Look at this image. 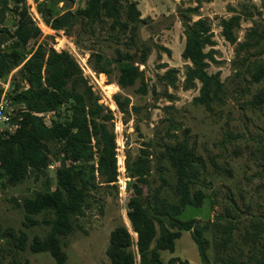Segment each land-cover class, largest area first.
Returning a JSON list of instances; mask_svg holds the SVG:
<instances>
[{
    "label": "trees",
    "instance_id": "16d2710c",
    "mask_svg": "<svg viewBox=\"0 0 264 264\" xmlns=\"http://www.w3.org/2000/svg\"><path fill=\"white\" fill-rule=\"evenodd\" d=\"M40 0L36 11L43 23L53 30L70 33L74 24L79 23L90 35L93 26L102 25L110 19V29L119 26L125 31L132 24V34L140 22V13L136 2L129 0H85L82 8L71 9L73 0ZM195 6H188L181 17L183 48L180 53L185 61L182 88L196 87L198 94L194 102L210 109L212 103L220 101L223 83L217 72L210 73L207 68L213 61L212 34L207 19L199 17L197 5L202 1L190 0ZM9 3L12 5L10 6ZM122 10L124 20H122ZM234 11L227 18H221L219 26L221 36L234 45L236 55L256 48L264 37L258 26H249L240 40L236 31L242 21L252 19L253 12L246 4L241 10ZM11 13L15 18L13 30L0 26V81L9 76V90L5 97L14 106L11 122L17 127L12 133L0 134V182L11 185L22 183L32 177L39 187L30 196L20 200L25 225L42 224L48 227L44 236H33L28 248L32 252H47L55 264H64L66 254L64 236L73 228V218L83 213L89 189L96 186L116 187V140L113 131V113L98 101L99 96L81 73L73 56L66 50L56 51L41 41L33 49L28 48L31 40H37L41 30L31 18L25 0H0V22ZM191 15L198 16L195 20ZM115 58H107L101 52H90L89 69L96 73L109 75L111 61L117 63L118 75L114 82L121 91L112 95V100L123 114H129L130 98L122 92L139 80L137 92L145 93L143 71L139 70L130 54L117 52ZM146 50H140L139 63L144 64ZM247 57H243L246 59ZM247 65V64H246ZM246 71L251 72L250 68ZM177 70L167 68L159 76L166 87H175ZM264 73L262 62H255L251 72L252 80L257 82ZM3 90L0 87V97ZM170 99L171 94L165 91ZM253 98L261 102L264 92L258 91ZM137 107L130 106L131 112ZM49 124L44 122V114L52 113ZM61 117L62 114L68 113ZM136 127V126H135ZM136 131L137 128H135ZM168 134V133H167ZM139 137L142 134L138 133ZM56 144L55 161L59 162L52 178L45 176V170L51 159L50 145ZM140 154L133 158L125 156V172L129 178L131 191L127 201L126 218L130 229L136 233L135 252L132 250V238L122 223L115 226L108 236L105 250L109 264H189L187 260L170 258L163 263L159 251H173L174 240L185 230L196 245L202 262L207 261L206 250L209 240L203 233L209 230V222L199 224L195 219L181 220L177 216L186 206L200 207L204 193L195 184L200 183L199 173L202 158L194 153L186 138L174 143L163 142L157 152L159 187L149 188L151 140L143 142ZM66 161H69L67 164ZM201 167V168H200ZM172 170L174 185L172 192L175 201L160 194L167 183L163 171ZM97 176H96V174ZM52 183H54L52 185ZM239 208L229 195V203L221 214H215L212 225L218 236L214 238L216 262L218 264H264V220L248 218L247 226L238 227L240 216L233 217ZM40 215L37 220L34 216ZM158 227V232L156 230ZM239 230V240L246 245L245 252L239 242L232 238V232ZM26 236L20 231L16 245L25 248ZM219 249V250H218ZM221 253L223 256H221ZM11 264V263H10Z\"/></svg>",
    "mask_w": 264,
    "mask_h": 264
},
{
    "label": "rangeland",
    "instance_id": "374dc122",
    "mask_svg": "<svg viewBox=\"0 0 264 264\" xmlns=\"http://www.w3.org/2000/svg\"><path fill=\"white\" fill-rule=\"evenodd\" d=\"M25 1L31 18L41 30L39 38L31 40L28 48L33 49L37 43L43 41L56 51L66 50L78 66L85 69L81 70V73L94 93L99 96L98 101L114 110L113 131L116 142L122 143L121 153L124 159L127 155L133 158L140 154L139 148L144 147L143 142L151 140L152 147H148L151 153L148 177L151 185L148 189L143 186L144 192L159 187L160 173L156 156L163 142L174 143L186 138L194 153L202 158L200 183L195 184V188L204 193L202 205L186 206L177 217L181 220L192 218L199 224L210 223L209 230L203 233L209 240L207 261L200 260L196 245L185 230L180 231V236L174 240L173 251L160 250L159 256L163 263L170 258H178L187 260L189 264H218L214 246V238L218 233L212 222L215 214L224 212L229 203V195L239 208V212L232 213L234 218H241L237 223L239 228L247 226L248 218L264 220V99L258 102L253 98L256 92H264V73L257 82L251 77L255 62H262L264 67V37L256 48L236 55L234 45L221 36L219 21L230 16L234 12L232 10H241L242 4H246L253 16L251 20L241 22L236 31L237 40H240L245 30L252 25L258 26V30L264 34V0H210L197 5V14L208 20L214 41L211 47L213 61L209 62L207 70L219 74L224 88L220 101L212 103L210 109L193 101L198 94V84L187 90L182 88L185 61L180 56L184 43L181 17L189 15L185 8L195 6L192 1L129 0L136 2L140 13V22L136 24L135 34H132L131 29L134 23L122 31L119 26L110 29L109 19L102 25L95 24L93 35L84 30L80 31L83 27L79 23L73 25L70 33L53 30L43 23L36 11V4L40 0ZM55 4L61 7L63 1H57ZM84 5L85 0H73L71 9L82 8ZM121 13L124 20L123 10ZM198 16L191 15V18L195 20ZM15 22L12 14L7 13L0 26L13 30ZM141 49L148 52L144 64L138 61ZM95 51L111 59L116 57V51L121 54L128 53L139 70L143 71L145 93L136 91L139 80L122 90L130 98L129 114L119 112L112 100V95L121 91L114 82H110L117 78V63L111 61L110 65H107L111 70L109 75H99L92 70L91 74L85 68L84 63L88 66L89 53ZM167 68L177 70L174 88L166 87L159 78ZM246 68H250L251 72L246 71ZM8 81L9 76L0 81L3 90L0 102H7L5 112L13 116L14 106L4 95L9 90ZM165 91L171 94L170 99L165 96ZM131 105L138 108L136 112H131ZM66 114L69 112L61 117ZM52 116L53 112L44 114V122L49 124ZM6 128L0 122V130L6 131ZM138 133L142 134V137H139ZM50 148L51 162L44 172L45 176L52 178L54 182V171L59 164L54 160L58 147L53 144ZM162 175L167 183L160 189V194L170 201H175L172 192V170L163 171ZM94 182L96 186L89 189L83 213L73 218V228L64 236V264H109L105 254L109 232L122 223L131 235V248L135 252L136 233L130 229L126 218L127 201L131 193L126 172L124 191L118 188L117 182L116 187L99 186L101 183L98 177ZM38 187L39 183L33 182L32 177L15 185L0 182V264H55L49 253H35L28 248L33 236L42 237L48 230V227L42 224L27 226L23 223L20 200L24 196H30ZM34 218L40 220L41 216ZM156 230L158 232V227ZM20 231L26 236L23 249L16 245ZM238 232L239 230H234L232 238L240 243V248L245 252L246 245L240 242ZM137 259L136 256V264Z\"/></svg>",
    "mask_w": 264,
    "mask_h": 264
},
{
    "label": "built area",
    "instance_id": "2783aa9c",
    "mask_svg": "<svg viewBox=\"0 0 264 264\" xmlns=\"http://www.w3.org/2000/svg\"><path fill=\"white\" fill-rule=\"evenodd\" d=\"M85 68L89 73L92 74V71L89 69V67L84 63ZM82 71L85 69L81 66H79ZM97 74H102V73H97ZM7 106V102H0V122L3 123L7 128L6 132L7 133H12L13 130L17 127L16 124H11V116L9 113L5 112V108ZM107 107V106H106ZM108 108V107H107ZM116 113L119 115V112L117 109H115ZM111 112L113 113L114 116V110L111 108ZM5 131L0 130V134H3ZM116 171H117V177H116V182L118 185V188L120 190H125L126 188V183H125V165H124V155L121 153L122 152V143L116 142ZM121 177V178H120Z\"/></svg>",
    "mask_w": 264,
    "mask_h": 264
},
{
    "label": "bare ground",
    "instance_id": "6f19581e",
    "mask_svg": "<svg viewBox=\"0 0 264 264\" xmlns=\"http://www.w3.org/2000/svg\"><path fill=\"white\" fill-rule=\"evenodd\" d=\"M106 86H107V87H110V85H106ZM109 89H110V88H109ZM109 89H108V90H109ZM108 92H109V91H107V93H108ZM111 106H112V105H111ZM113 106H114V105H113ZM123 216H124V215H123Z\"/></svg>",
    "mask_w": 264,
    "mask_h": 264
}]
</instances>
